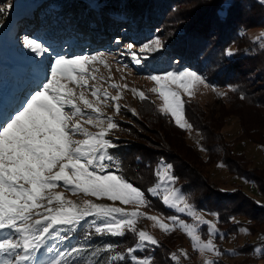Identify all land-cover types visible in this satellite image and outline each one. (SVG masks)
I'll list each match as a JSON object with an SVG mask.
<instances>
[{
	"label": "snow or ice",
	"instance_id": "6c2138e0",
	"mask_svg": "<svg viewBox=\"0 0 264 264\" xmlns=\"http://www.w3.org/2000/svg\"><path fill=\"white\" fill-rule=\"evenodd\" d=\"M10 7L11 3L0 7V14L6 13ZM23 46L37 56L49 51L38 39L28 35L23 37ZM133 48V44H127V51L122 55L130 56L132 63L142 67L144 61L163 48V44L156 37L140 46L139 55L132 51ZM228 54L231 55V51ZM106 55L105 52L57 54L45 66L42 78H38L36 87L23 99L20 107L0 115V264H122L126 255L116 251L117 245L112 243L97 247L87 257L84 255L87 249L83 247L61 250L56 244L50 245L54 238L67 240L69 236L60 233H72L88 217H94L95 235L122 237L126 230L136 234L138 242L126 250L132 264H154L151 256L139 258L135 255L148 244H159L152 235L135 227L143 213L92 201H85L81 207L67 200L63 193L54 191L60 186L73 194L82 192L97 199L133 203L137 207L149 205L146 193L115 168L116 157L110 151L118 147L109 137L119 124L111 116L105 119L101 106L109 99L119 101V92L110 96L100 87L88 88L89 79H95L88 72V65L94 62L104 64L102 58ZM148 79L157 85L152 91L158 92L163 100L161 111L170 113L181 129H190L192 125L184 112L185 101L171 85L179 86L192 96L195 86H208L204 77L185 69L150 74ZM111 87L118 89L119 85L112 84ZM75 88L83 91L77 94ZM85 91H90L94 100L86 98ZM139 97L146 99L143 92H139ZM115 110L117 113L121 110L118 103ZM74 118L84 119V123L99 131H88L79 120L72 123ZM77 134L84 139H73ZM161 167L163 175L158 171L159 178L165 185L174 184L177 178L171 174L173 166L162 163ZM160 188L161 185L157 184L148 191L159 196ZM162 203L181 213L186 212L199 223L208 224L210 232L215 231V225L204 221L179 189L163 187ZM148 219L166 232L178 224L191 238L195 250L219 254L213 239L203 240L195 224L185 223L177 216L168 218L171 226L160 222L156 216ZM92 234L89 233L86 239ZM101 252L109 255L104 259H93ZM172 258L179 259L175 254ZM206 264H213V261L207 260Z\"/></svg>",
	"mask_w": 264,
	"mask_h": 264
},
{
	"label": "rangeland",
	"instance_id": "374dc122",
	"mask_svg": "<svg viewBox=\"0 0 264 264\" xmlns=\"http://www.w3.org/2000/svg\"><path fill=\"white\" fill-rule=\"evenodd\" d=\"M48 1L51 0L39 1L38 3L42 6L39 5L37 8L34 6L33 0H0V7L6 6L9 3L12 5V7L7 9L6 13L0 14V94H2V92H10L15 81H17V83L19 82L18 85H20L22 82H25L28 79H33V81L28 80V82L33 84V87L35 88L39 78L37 75L41 73L38 72V68L33 70L34 74L36 75L34 77L27 75L22 77L17 73V71H19L21 68L26 67L24 65L30 63L28 62L29 58L26 57V52L27 55L30 54H28V49L23 47V40H19L18 42V44L20 43L21 45L19 46L20 50L24 49L21 51L19 49H15V47L12 45L10 47L9 43H7V41H9V37L11 36L10 33H13L12 27L13 29L16 28L15 30H17L18 27L20 29H25L29 32L26 35L32 34L29 36L38 39L40 42L42 38H45V35L37 36L35 31L27 29L25 25L28 22L36 21V23H34L35 25L32 23L33 26H36L38 31L42 29L44 26L39 28V23L41 21L39 12H41V14H44V20L49 19V25L45 23V27H50L49 29L47 28L49 31L63 27L58 24L57 26L53 24V21L61 23L62 17L63 19H68V22H70L69 25H72L74 21L77 22L75 24L77 33L84 31L83 28H85L88 29V31L93 32V34L91 33L90 35V37H92L94 35L99 36V32L101 31H106L105 33L108 34L106 37H104V41H107L106 45L100 43V45H97L96 48H92L90 52L86 50L82 51L81 47L77 46V52L74 54H93L96 52L107 53V55L102 58L105 61L104 64L94 62L93 64L88 65V72H90V69L93 66L95 67L90 72L93 76H95V79H89L88 88L91 89L93 86H97L101 88V91L107 90L110 96H115L118 94V92L121 96L119 101H112L109 99L105 105L101 106V110L104 113V118L106 119L107 117L111 116L113 120L119 124L118 129H114L109 138L113 139L118 144L117 148H119L120 151H123L126 163L124 171V168H120L118 161L115 160V168H118L119 172L123 175L126 173L134 179L136 178V182H138V184L141 186L149 181L150 185L148 190L155 187L157 184L161 185L159 190L160 195H152L154 198L149 197V195L144 191L146 193V198L149 201V205L139 207L133 203L125 204L121 203L120 201H110L107 198L97 199L96 197L85 195L82 192H76L73 194L72 191L66 190L64 187L60 186H58L54 191L63 193L67 200L73 201L81 207L84 206L85 201H92L93 203H102L113 207H121L126 211L136 210L143 213L144 215L137 219L135 227L138 230L146 231L159 242L158 245L148 244L144 248V251H146L145 253H147L148 250L152 251L156 247H161L163 252L166 254L170 253L172 255L175 254L177 257L178 255L182 257L184 260L182 264H206L207 260L213 261V264H243V262L247 263L246 261L249 259L250 261H256V259H253L255 257L260 258V264H264V254L261 253V251H264V219L261 218L255 221L246 215H235L231 217L229 223L219 222L217 211L200 208L193 204L189 200V197L186 195V191L182 186V181L190 180V184L195 188V190L192 192L195 194L202 192L203 190H207L208 186L227 190H237L240 188L253 197L256 202H258V204L264 205V196L258 190L256 182L230 172L226 163L223 161V159H221V151H219L218 148L214 146L212 147L214 149L212 152L213 158L209 159L208 152L203 148L204 145L202 143V134L200 130L195 128L186 116L185 117L188 123H190L192 127L190 129L184 128V139L187 144L196 148L198 151V153L192 151V155L196 158V160H193L192 156L190 157L183 151L175 152L173 156H171V154L162 155L163 149L159 145L160 138H162V136L159 134H162V132H159V130L162 128V126L167 129L168 124H163L161 121H159L162 125L161 126L159 123H151L146 120L145 123H149L146 125L143 122L146 114L151 116V114L154 113L150 110L151 107L149 103L152 102L160 110L163 107V100L159 93L152 91V89L156 88L157 85L154 81L148 79V76L150 74L163 73L165 71H150L146 66V61H144L142 67H139L132 63L130 56L122 55V53L127 51L126 45L129 43L134 45L132 51L139 55L140 46L156 37L160 38L163 44V49L169 48L173 49L179 54H186V49L190 45L192 49L195 48L194 50H196L197 53L199 49H203L205 50L204 52L207 53V49H205L207 47L204 48L201 46V44L204 46H211V42H204L209 40V38L200 36V34H198L196 31L194 27L196 25V17L193 19H188L186 17L188 9L193 5V0H144L142 6L149 7L151 10L150 13L157 16V19L159 20L158 23L152 24V34L144 39L135 37V31L138 29L137 27L139 25H136L137 22L134 19L131 20L127 15L124 14L123 8H118L117 13L104 15V5L106 3L110 4L109 1L104 2V0H102L104 4L102 5L100 2L101 0H86L85 3L87 7L85 10H82L80 6L76 5V0L73 2L65 1L66 3L63 1L62 4H55L54 6L45 4ZM137 1L138 0H126L128 5L127 6L125 2L126 8L130 10L135 9L137 7ZM178 1H182L183 4L181 2L180 5H177ZM139 8L140 7H138V9ZM66 10L69 11L68 15L64 14ZM91 12L93 15H91ZM53 14L58 15L57 17L51 18ZM59 15L62 17L58 18L60 17ZM95 28L96 30H94ZM220 33L221 31L216 33L217 38L219 37ZM240 34H243V39H246L247 43L258 42L261 46H264V27H243L241 28ZM23 36H25V33ZM68 38L69 37L66 38V41L72 43V45H75L78 41L77 35L72 36L69 40ZM200 40L204 41L200 43ZM235 46L236 43L229 44L227 47L228 51L225 52V54L224 52H216L215 55H211V57L210 54H208V64L211 62L210 58L219 61V56L221 57V54H223L222 58L226 55L232 56L235 52ZM244 48L249 49L250 45H247ZM229 51H231V55L228 54ZM31 54L34 55L32 52ZM8 56H11L12 60L10 59V61H6ZM176 56L179 57V55ZM17 59L20 61V63L14 62L16 64L15 65L13 61ZM38 60L39 59L36 61ZM24 61L26 63H24ZM5 62H12V66L14 67L10 68L11 65H6ZM40 66L43 68L42 64ZM185 69L196 71L199 75L204 77L201 72L190 66H184L183 68L179 69H170L167 71H182ZM204 79L206 80L205 77ZM206 82L208 86H195L193 88L194 95L192 96L184 93L183 89L179 88L177 85H171V87L174 90H178L180 92L184 101L186 99L194 100V105L198 104L200 107L204 108V113L210 115V118L213 119L212 122L215 121V123L218 125V120L221 117V113H223L230 106L228 102V96L233 85L226 84L220 86L214 85L207 80ZM112 84L119 85V88L117 89L111 87ZM69 87L75 86L69 85ZM75 91L78 94L80 91H83V89L75 88ZM139 92H143L146 99L141 100L139 97ZM11 95H13V93ZM11 95L6 97L1 109H7L8 111V109L12 108L9 105H5V102L9 101ZM85 96L89 100H94L90 94V91H85ZM1 101L2 100L0 99V104ZM11 101L12 100L9 102L11 103ZM77 102L80 103L79 101ZM116 103L120 105L121 110L119 113H117L115 110ZM80 106L81 108H84L82 103H80ZM224 106H226V108H224ZM133 110L135 111L133 112ZM84 111L90 112L89 109H84ZM84 119H86V117ZM84 119L74 118L72 123H76L77 120H79L82 127L87 128L88 131L93 133L99 131L98 128L84 123ZM219 127L222 129L227 141H234L233 146L236 145L234 149L237 152L244 153L246 158L250 159L251 163L249 162V165L247 162L243 163V167L251 168L252 166H260V168H264V145L253 142L250 139H238L241 126L236 115L229 116L224 124ZM217 129L219 128H215V131ZM169 135L175 137L174 129L171 130ZM73 139H84V137L80 134H77L73 137ZM214 141L212 142V140H209V142L213 144ZM138 155L142 157V161L140 163L135 162ZM149 161L152 163V168L148 170L147 164ZM162 163L164 165L171 164L173 166L170 171L171 174L177 178L174 184L169 183L168 185H165L157 175L158 171L160 175H163V169L161 167ZM174 164H178V170L181 172L179 177L174 174V170H176L174 168ZM138 165H140V170L135 172V169L138 168ZM244 173L247 176L249 175V173ZM187 175H189L190 179L187 177ZM200 179L204 180V187L203 184L200 185ZM134 185L139 187L136 184ZM165 186L179 189L180 193L187 198L188 203L192 204L197 210L199 216L202 217L204 221L211 222L215 225V231L210 232L208 224L199 223L197 219L189 216L186 212L181 213L174 208L164 205L162 203V198L163 187ZM149 216H156L160 222L169 224L170 226L172 222L168 218L171 216H177L185 223L195 224L198 229V234L203 240L207 241L209 238L213 239V243L219 254L216 252L209 253L195 250L193 248L191 238L185 233L183 229L179 227L178 224L174 226L172 231L166 232L161 229L155 221L148 219ZM93 219L94 217L86 218V220L91 221V224ZM242 229H244V231H242ZM178 234H182L184 238H180V235ZM123 240L124 241L120 245V249H127L129 247H134V245L138 242V236L131 231H127ZM49 243L50 245L54 244V241H50ZM162 246H167V248H163ZM177 246H179L178 250H175ZM257 249L260 251H257ZM135 255L139 258L151 256L141 254V252H136Z\"/></svg>",
	"mask_w": 264,
	"mask_h": 264
},
{
	"label": "trees",
	"instance_id": "16d2710c",
	"mask_svg": "<svg viewBox=\"0 0 264 264\" xmlns=\"http://www.w3.org/2000/svg\"><path fill=\"white\" fill-rule=\"evenodd\" d=\"M35 1L39 2L41 0ZM63 1L66 3L75 0H51L50 4H62ZM76 1L77 6H80L82 10L86 9V0ZM106 1H109L110 4L106 3L104 5L102 0L100 1L102 5H104V15L117 13L118 8H123L124 14L127 15L129 19H134L137 22L136 25L139 26L135 31V37L141 39L149 37L152 34V24L159 22L157 16L150 13L151 10L149 7L142 6L144 0H138L137 7L131 10L126 8V0H104V2ZM181 2L182 1H178L177 5H180ZM138 7L140 8L138 9ZM186 17L188 19L196 17V25L194 26L196 31L200 36L209 38V40L206 41H199L200 43L203 41L205 43L211 42V46H204L201 44L202 47H207L205 48L207 49V53H205L203 49H199L197 53V51L194 50L195 48L192 49L190 45L186 49V54H179L173 49L162 48L146 60V66L150 71H167L190 66L201 72L206 80L214 85H233L228 96L230 106L221 113V120H218V125L215 121L212 122L213 119L210 118V115L204 113V108L200 107L198 104L194 105V100H185V116L195 128L200 130L202 134V143L204 145L203 148L208 152L209 159L213 158L212 152L214 149L212 147L218 148V150L221 151V159L226 163L230 172L256 182L258 190L264 196V168H260V166L248 167L249 169L243 167V163L247 162L249 165L250 159L246 158L244 153L237 152L234 149L236 146H233L234 141H227L222 129L219 127L224 124L229 116L236 115L241 126L238 139H250L253 142L264 145V46H261L258 42L247 43L246 39H243V34H240L241 28L243 27H264V0H193V5L188 9ZM219 31H221V33L217 38L216 33ZM232 43H236L235 52L232 56L226 55L222 58L223 54H221V57L219 56L220 62L210 58L211 62L208 64V54H210V57L211 55L214 56L216 52H224L225 54V52L228 51V45ZM247 45H250L249 49L244 48ZM176 55H179V57ZM149 104L151 107L150 110L154 113L151 114V116L146 114L143 123L146 124L145 121L147 120L151 123H159V125H161L159 121L163 124H168L167 129L161 125L162 128L159 130V132H162V134H159L162 136L159 144L163 149L162 155L171 154V156H173L175 152L183 151L190 157L192 156L193 160H196L192 155V151L195 153H198V151L196 148L186 143L184 139V129L176 125L174 118L169 113L162 112L152 102ZM224 108H226V106H224ZM217 127L219 129L215 131ZM172 129H174L175 137L169 135ZM209 140H212V142L215 140L214 144L209 142ZM111 152L116 157L120 168H124L125 171L126 161L123 151L116 148L111 149ZM141 161L142 157L138 155L135 162L140 163ZM137 167L135 172L140 170V165ZM151 168L152 163L149 161L147 169L149 170ZM174 168L176 169L174 170V174L179 177L181 172L178 170V164H174ZM244 172L249 173V175L247 176ZM124 176L132 183L138 185L149 197L154 198L148 191L150 185L149 181L141 186L136 182V178L134 179L126 173ZM187 177L189 178V175H187ZM203 179H200L199 183L200 185L203 184L204 187ZM182 186L193 204L200 208L217 211L219 222L229 223L231 217L235 215H246L255 221L261 218L264 219V205L258 204L253 197L240 188L237 190H227L208 186L207 190L195 194L192 192L195 188L190 184V180L182 181ZM89 233L93 234L86 239ZM60 235H68L69 238L67 240L54 238L51 241H54V244L61 250L65 248L70 249L72 247H83L87 249L84 253L85 257H87L88 254L97 247L112 243L117 245L116 251L124 252L126 255V260L122 262V264H132V259L131 256L127 254V249H120V245L123 243L126 234L122 237H102L95 235L94 226L91 224L90 220H86L81 222L80 226L72 233L66 234L61 232ZM178 235H180V238H184L182 234ZM162 247L167 248V246ZM178 247L179 246H177L175 250H178ZM138 252L144 255H151L154 259V264H182L184 261L179 255L178 261L174 260L172 258L173 255L170 253L166 254L161 247H156L152 251L148 250L147 253H145L146 251H144V248ZM261 253L264 254V251H261ZM107 255L109 254L101 252L98 257H93V259H104ZM69 259H71V257H69ZM253 259H256V261H250L249 259L246 261L247 263L243 262V264H260V258L255 257ZM116 264H121V262H116Z\"/></svg>",
	"mask_w": 264,
	"mask_h": 264
},
{
	"label": "bare ground",
	"instance_id": "6f19581e",
	"mask_svg": "<svg viewBox=\"0 0 264 264\" xmlns=\"http://www.w3.org/2000/svg\"><path fill=\"white\" fill-rule=\"evenodd\" d=\"M92 9H93V8H92ZM88 11H89V10H88ZM99 11H100V10H99ZM64 14L68 15V14H69V11L66 10V11L64 12ZM64 14H63V15H64ZM94 14H95V13H94ZM91 15H93L92 12H91ZM91 17H92V16H91ZM62 19H63V17H62ZM63 20L66 21V19H63ZM48 21H49V19H48L47 22H46L47 25H49V23H50V22H48ZM94 21H95V19H94ZM101 21H102V20H101ZM32 23L34 24V23H36V21H33ZM74 23H75V22H74ZM33 24H32V25H33ZM53 24H54V23H53ZM34 25H35V24H34ZM16 27H17V26H16ZM34 27H36V26H34ZM15 29H16V28L13 29V27H12V32H13ZM37 29H38V28H37ZM83 30H84V31L86 30V33L89 32L88 29L83 28ZM33 31H35V30H33ZM44 31H45L44 28L40 29V30L37 32V36H38V35H42V33H43ZM84 31H81V32L83 33ZM105 32H106V31H101V32H99V33H100L99 35H101L100 38L98 39V42H99V43H102L103 40H104V37H106V36L108 35V34L105 33ZM90 33H93V32H90ZM29 35H32V34H29ZM29 35H28V36H29ZM9 36H10V35H9ZM102 36H103V37H102ZM11 37H12V35H11L9 38H11ZM51 38H52V41H54V39H59V40H61V41L63 42V40H64L63 37H62V35H61L60 33L53 34V36H52V34H51ZM53 38H54V39H53ZM20 39H21V38H20ZM20 39H18V41H19ZM69 39H70V37L68 38V40H69ZM67 42H68V41H67ZM56 44H58V42H57ZM9 45H10V47H11V44H9ZM12 45H13L15 48H16V46H17V49H20L19 46H21L20 43L17 44V45H15V44H14V41L12 42ZM13 49H14V48H13ZM9 55H10V54H9ZM13 57H14V56H13ZM10 59H11V56H8L6 61H10ZM37 59L41 60L40 57H39V58H36V60H37ZM14 62H15V63H20V61H18V59L15 60V61H13V63H14ZM28 62H30V61H28ZM28 62H27V63H28ZM15 63H14V64H15ZM24 63H26V62L24 61ZM30 63H31V62H30ZM30 63H28V64H30ZM15 65H16V64H15ZM18 65H19V64H18ZM20 65H21V64H20ZM31 65H32V64H30V66H31ZM9 66H10V65H9ZM22 66H23V65H22ZM12 67H14V66L11 65L10 68H12ZM9 71H10V70H9ZM5 76H6V75H5ZM42 76H43V74L39 75V78H42ZM36 79H37V78H36ZM1 80H2V79H1ZM8 81H9V80H8ZM32 81H33V80H32ZM37 83H38V82H37ZM18 86H19V85H18ZM27 87H28V89H30L29 86H27ZM32 87H33V86H32ZM32 87H31V88H32ZM33 88H34V87H33ZM6 93H9V92H6ZM12 93H13V92L11 91L9 95H11ZM16 94H17V91H16ZM12 96H13V95L10 96L9 100L11 99ZM5 99H6V98H5ZM8 102H9V101H8ZM0 105H2V101H1V104H0Z\"/></svg>",
	"mask_w": 264,
	"mask_h": 264
}]
</instances>
